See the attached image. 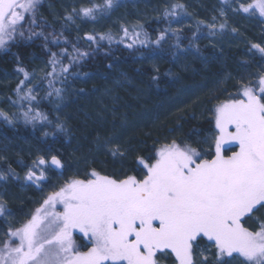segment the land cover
<instances>
[{"label": "trees", "instance_id": "obj_1", "mask_svg": "<svg viewBox=\"0 0 264 264\" xmlns=\"http://www.w3.org/2000/svg\"><path fill=\"white\" fill-rule=\"evenodd\" d=\"M176 3L185 5V9H176L177 16H165ZM149 4L157 8V13L139 27H128V35L122 29L118 33L80 34L74 28V19L53 16L51 10L42 7L35 13V23H31V14H25L24 26L19 29L24 35L17 33L7 48L0 49V97H3L0 110L13 118V122L8 123L0 117V173L7 177L0 179V192L8 201L4 216H0V241L6 239L9 226L19 227L52 192L39 196L34 187L47 188L53 182L51 178L63 175L65 180L55 191L73 178L69 175L75 158L88 162L82 166L86 173L96 170L114 178L126 175L142 178L143 169L138 166L137 157H148L161 144L173 139L193 147L207 145L204 140L209 133H215L212 109L229 98L231 94L226 91L229 84L232 86L235 80L255 84L257 77L264 74V54L252 47L254 44L264 47V21L259 16L258 21L263 22L260 34L256 28L233 31L238 20L233 25V18L221 22L226 25L224 29H220L221 23L209 27L210 14L215 8L232 4L239 7L237 0H149ZM182 24L185 26L180 28ZM162 32L164 38L156 43ZM86 34H110L112 41H101L98 35L96 42L89 41ZM230 42L236 47L224 48ZM52 53H56L60 63L55 65L56 72L48 76L47 73L53 71L49 63ZM183 55H187L186 60ZM72 56L76 59L72 60ZM39 62L44 69L38 75ZM61 64L69 69L62 74L59 73ZM19 68L30 74L26 88L33 89L34 101L17 102L15 89L24 79ZM122 77L134 87L116 90L118 103L111 104L114 115L106 114L101 120L94 114L87 115L86 110L91 112L98 96ZM49 80L53 81V88L61 89L60 96L55 92L48 95L52 92ZM29 108L33 110L30 115L38 111L47 116V120L25 123L21 113ZM126 124L129 128L121 145L127 149V154L121 161L112 160L105 153L97 157L91 155L98 136L109 137ZM225 148L227 155L238 150L235 145H225ZM203 152L205 158H211L210 148H204ZM51 155L61 159L62 169L46 166V178L38 183L25 179L37 157L50 159ZM33 170L39 174V169ZM79 174L75 178H85V174ZM22 186L28 187L24 194L18 191ZM262 210L246 218L245 227H257L260 219L257 213ZM73 239L82 251L90 247L79 232H74ZM206 244L205 238L200 247ZM208 247L214 253L210 244ZM156 260L157 264H178L170 250L158 252Z\"/></svg>", "mask_w": 264, "mask_h": 264}, {"label": "snow or ice", "instance_id": "obj_2", "mask_svg": "<svg viewBox=\"0 0 264 264\" xmlns=\"http://www.w3.org/2000/svg\"><path fill=\"white\" fill-rule=\"evenodd\" d=\"M40 2L0 0V49L7 48L17 33L24 35L19 29L25 14H31V23H35ZM117 6L118 0H103L73 9L66 19L72 21L74 14L96 19ZM171 8L165 16H177L175 10H184L185 5L176 3ZM235 11L264 17V0L240 2ZM225 26L219 25L220 29ZM122 31L128 35L127 27L122 26ZM97 35L101 41H112L110 34ZM97 35L86 34V39L96 42ZM163 38L162 32L155 42ZM252 47L264 54L259 44ZM52 57L53 71L48 76L60 63L56 53ZM68 70L61 64L59 73ZM18 71L24 79L15 89L17 102L36 100L33 89L26 88L30 74L23 68ZM49 87V96L53 92L60 96L61 89L53 88L52 80ZM32 111H22L25 123L47 120L38 111L30 115ZM0 117L13 122L2 110ZM212 120L215 134L204 140L210 145L211 158H205L201 149L173 139L154 154L137 157L142 178H114L92 170L83 179L67 180L19 227L9 226L6 239L0 241V264H157V253L164 250H170L178 264H209L205 255L208 244L215 249V264H231L232 260L264 264V220L258 219L255 228L245 227L246 218L264 209V74L255 84L241 82L235 95L216 104ZM225 145H235L238 150L227 155ZM109 150L113 156L124 155L119 145ZM46 166L64 167L56 155L50 159L39 156L25 179L34 183L45 179ZM33 169H39V174ZM6 178L0 173V179ZM5 212L6 202L0 198V216ZM74 232L90 244L86 251L73 239ZM205 238L208 244L201 248Z\"/></svg>", "mask_w": 264, "mask_h": 264}, {"label": "rangeland", "instance_id": "obj_3", "mask_svg": "<svg viewBox=\"0 0 264 264\" xmlns=\"http://www.w3.org/2000/svg\"><path fill=\"white\" fill-rule=\"evenodd\" d=\"M157 2V0H153ZM151 2V1H150ZM240 2H249V0H237V4L239 5ZM92 3H103V0H41L40 4L37 5V10H40L42 7H46L49 10H51L53 16H68L69 14L72 13L73 9H79L83 6H91ZM51 7H54L53 9ZM238 6L236 4H232L229 7H217L215 8L214 12H211L210 14V20H209V25H216L218 23H221L223 20H227L229 18H233L232 22L233 25H235V20L236 26L235 30L237 31V28H242V31H244V28H256L257 34L263 33L262 31V26L263 22L258 21L259 16L263 21L264 17H261L259 13H256L255 15L252 14H242L240 11H235ZM223 11L224 15H221V12ZM157 13V8L155 7H150L149 0H118V6L113 8L110 12L107 14H102L99 15L96 19H91L88 17H82L79 15H73L74 19V28L76 29L77 32L82 34L83 32L85 33H90L92 31L95 32H104V31H110L114 33H118L120 29L123 27H139L146 21H148L153 14ZM30 17V16H29ZM215 18V19H213ZM31 19V18H30ZM24 22V21H23ZM22 22V25L24 24ZM24 26V25H23ZM185 25H180L179 27L182 28ZM10 44H8L9 46ZM226 47L224 48H233L236 47L234 43H229L228 45H224ZM183 57V60L187 59V55L181 56ZM247 60V59H246ZM250 59H248L249 61ZM149 62H151L149 60ZM183 64V61L181 62V65ZM43 64L38 63V69H37V74H41L43 72ZM184 69H186V65L184 66ZM243 79V78H241ZM227 80V79H226ZM225 80V81H226ZM236 81V82H235ZM233 85L229 84L228 88L226 89L227 93L234 95L237 93V88L240 86V83L243 82L245 83L246 80H235ZM250 81V77H249ZM110 85L109 88L105 89L97 98V103L95 106L91 109V112L89 110H86L88 113L87 115L97 116L100 120L104 119V116L106 114H113L115 111L112 110V105L111 104H117L118 103V97L119 94L116 92L118 88H124L125 86L127 87H134L133 84L125 79L124 77L119 78L114 80ZM125 92H127L126 89H124ZM224 91V93H226ZM191 94V93H190ZM86 96H83L85 98ZM3 102V97H0V103ZM215 102V101H214ZM61 113H60V115ZM128 124V123H127ZM121 126L122 130L120 129L117 133L112 134L109 137H104V136H98L95 143H94V153L91 154L93 157H97V155L100 153H105L108 154L112 160H120L123 159L126 154H127V149L125 150V147L121 145V140H123V137L126 134V131L128 130V125ZM131 127V126H130ZM215 133H209L207 138H210L212 135ZM198 143V142H197ZM200 143V142H199ZM193 144V143H192ZM207 145L202 146H197L200 148L202 151L206 147L210 148L209 143H206ZM115 145H119L121 151L124 153V155H116L113 156L111 151L109 150ZM203 147V148H202ZM88 163L86 160L81 159V158H75L74 159V168L73 171H71L72 177H77L81 174L86 173V169L84 170L83 165H86ZM53 181L52 184H50L47 188H37L34 187V190L39 193V196H42L48 192L53 191L57 185H59L60 182L64 181L65 178L63 175H58L57 178H51ZM34 186V185H33ZM28 187H19V192L24 194L27 191ZM8 196V195H7ZM0 198L6 203H8L7 198L5 197L3 192H0ZM35 201H36V197ZM8 199L9 196H8ZM260 219L264 220V211H260L257 213ZM4 222H7L6 220ZM2 235V234H0ZM1 238V236H0ZM213 251L212 249H209L208 252L205 253V255L208 256L209 258V264H215V258L212 255ZM226 260H230L231 258H226ZM231 264H239L238 260H232Z\"/></svg>", "mask_w": 264, "mask_h": 264}, {"label": "flooded vegetation", "instance_id": "obj_4", "mask_svg": "<svg viewBox=\"0 0 264 264\" xmlns=\"http://www.w3.org/2000/svg\"><path fill=\"white\" fill-rule=\"evenodd\" d=\"M36 11H38V10L36 9Z\"/></svg>", "mask_w": 264, "mask_h": 264}]
</instances>
